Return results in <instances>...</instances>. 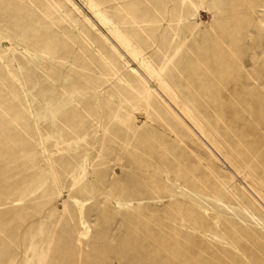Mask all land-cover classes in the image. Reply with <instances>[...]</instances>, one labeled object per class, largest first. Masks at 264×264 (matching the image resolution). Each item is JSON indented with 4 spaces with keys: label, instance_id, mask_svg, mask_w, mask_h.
Returning a JSON list of instances; mask_svg holds the SVG:
<instances>
[{
    "label": "rangeland",
    "instance_id": "obj_1",
    "mask_svg": "<svg viewBox=\"0 0 264 264\" xmlns=\"http://www.w3.org/2000/svg\"><path fill=\"white\" fill-rule=\"evenodd\" d=\"M0 264H264V0H0Z\"/></svg>",
    "mask_w": 264,
    "mask_h": 264
},
{
    "label": "bare ground",
    "instance_id": "obj_2",
    "mask_svg": "<svg viewBox=\"0 0 264 264\" xmlns=\"http://www.w3.org/2000/svg\"><path fill=\"white\" fill-rule=\"evenodd\" d=\"M90 6H91V8L98 14V16H100L101 18H102V20L103 21H105L108 25H110V26H112L111 25V23L109 22V21H107V19L102 15V14H100V12L95 8V6L90 2ZM104 22V23H105ZM112 30H113V32L115 33V35L117 36V38L124 44V46L126 47V48H128L134 55H135V57H138L137 56V53H136V51H135V49H134V47L129 43V41L127 40V39H125L118 31H117V29L116 28H114L113 26H112ZM145 62V61H144ZM142 60H141V63L143 64V65H145V63H144ZM149 65V64H148ZM148 67V66H147ZM156 76V75H155Z\"/></svg>",
    "mask_w": 264,
    "mask_h": 264
}]
</instances>
